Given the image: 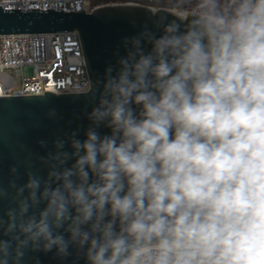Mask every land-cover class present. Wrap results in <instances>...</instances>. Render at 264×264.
Instances as JSON below:
<instances>
[{
	"label": "clouds",
	"instance_id": "clouds-1",
	"mask_svg": "<svg viewBox=\"0 0 264 264\" xmlns=\"http://www.w3.org/2000/svg\"><path fill=\"white\" fill-rule=\"evenodd\" d=\"M172 6L124 40L45 175L10 183L0 264H264V0Z\"/></svg>",
	"mask_w": 264,
	"mask_h": 264
},
{
	"label": "water",
	"instance_id": "water-1",
	"mask_svg": "<svg viewBox=\"0 0 264 264\" xmlns=\"http://www.w3.org/2000/svg\"><path fill=\"white\" fill-rule=\"evenodd\" d=\"M161 16L175 18L169 11L154 12L139 6H104L89 14L0 6V35L77 32L92 89L95 81L103 79L105 69L125 54L126 38L138 35L145 27L159 34L155 20ZM94 103L90 90L79 94L47 91L38 96H0V188L5 193L0 197V217L15 207V188L10 183L20 187L29 174L45 175L40 158L52 150L53 141L88 126L87 115ZM53 110L54 115H50ZM41 141L45 147H41ZM37 259L39 264H85L75 255L60 261L53 253H29L23 264H35Z\"/></svg>",
	"mask_w": 264,
	"mask_h": 264
},
{
	"label": "built area",
	"instance_id": "built-area-1",
	"mask_svg": "<svg viewBox=\"0 0 264 264\" xmlns=\"http://www.w3.org/2000/svg\"><path fill=\"white\" fill-rule=\"evenodd\" d=\"M2 9H39L92 13L104 6H139L152 11L176 10L172 0H0ZM20 79V83L17 82ZM79 34L0 35V91L2 96L57 95L90 90Z\"/></svg>",
	"mask_w": 264,
	"mask_h": 264
},
{
	"label": "bare ground",
	"instance_id": "bare-ground-1",
	"mask_svg": "<svg viewBox=\"0 0 264 264\" xmlns=\"http://www.w3.org/2000/svg\"><path fill=\"white\" fill-rule=\"evenodd\" d=\"M170 12H171L172 14H174V13L176 12V10H171ZM0 96H2L1 91H0Z\"/></svg>",
	"mask_w": 264,
	"mask_h": 264
},
{
	"label": "rangeland",
	"instance_id": "rangeland-1",
	"mask_svg": "<svg viewBox=\"0 0 264 264\" xmlns=\"http://www.w3.org/2000/svg\"><path fill=\"white\" fill-rule=\"evenodd\" d=\"M17 82L20 83V79H17Z\"/></svg>",
	"mask_w": 264,
	"mask_h": 264
}]
</instances>
